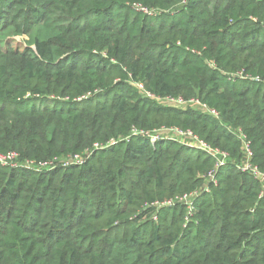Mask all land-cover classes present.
Masks as SVG:
<instances>
[{"label":"trees","instance_id":"1","mask_svg":"<svg viewBox=\"0 0 264 264\" xmlns=\"http://www.w3.org/2000/svg\"><path fill=\"white\" fill-rule=\"evenodd\" d=\"M242 133L264 171V0H0V152L54 164L0 165V264H264Z\"/></svg>","mask_w":264,"mask_h":264},{"label":"built area","instance_id":"2","mask_svg":"<svg viewBox=\"0 0 264 264\" xmlns=\"http://www.w3.org/2000/svg\"><path fill=\"white\" fill-rule=\"evenodd\" d=\"M239 76H243L242 72L238 73ZM140 88H143L142 84H138ZM161 102L169 104V105H175L178 107H198L204 111H208L212 115L217 116L218 112L215 109L210 108L206 103H203L199 99L192 98L189 100H185L182 97H165L159 99ZM162 131H168L171 133V136L179 138V140L186 142L190 146H194L196 148H199L206 152L207 154L213 156L216 159V168H220L227 164L230 154L229 152L222 150L220 148L213 147L208 142L204 141L203 139L199 138L196 134H194L192 131H180L178 129H165V130H159L156 133L152 135V141H155L159 138L160 132ZM243 140V151L244 156L241 159V161L237 164V168L245 173H249L251 176H253L258 182H260L262 186V193L264 194V171L260 169V167L254 162L253 160V150L251 147V142L247 138L245 134H240L239 136ZM76 163V164H82L84 163V158L80 155H76L70 160H67L65 162V165ZM0 165L2 166H24L28 168H35L37 170H42L44 168H52L54 167L53 162L50 163H43L40 165H35L33 161H26V162H20L19 161V154L15 151H9V152H0ZM210 180H214V173L209 174ZM198 193L195 192L190 195H185L181 200L185 201L186 203L190 204L192 202V199L197 195ZM172 201H169L168 204H171Z\"/></svg>","mask_w":264,"mask_h":264},{"label":"rangeland","instance_id":"3","mask_svg":"<svg viewBox=\"0 0 264 264\" xmlns=\"http://www.w3.org/2000/svg\"><path fill=\"white\" fill-rule=\"evenodd\" d=\"M5 36L10 38L12 36V34H10L9 32L5 33ZM25 37H21V36H16V37H13L12 36V39L15 40L14 42V45L17 46V45H23V42H25L26 39H24ZM198 108V107H197ZM199 109V108H198ZM160 135L162 136H171V133H169L168 131H162L160 132ZM72 159V158H71ZM70 160V159H69Z\"/></svg>","mask_w":264,"mask_h":264}]
</instances>
